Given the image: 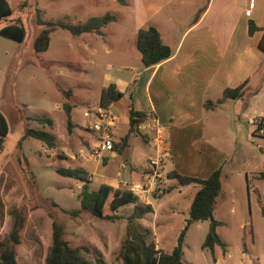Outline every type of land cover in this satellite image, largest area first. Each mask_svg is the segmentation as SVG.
I'll use <instances>...</instances> for the list:
<instances>
[{"label":"rangeland","instance_id":"obj_1","mask_svg":"<svg viewBox=\"0 0 264 264\" xmlns=\"http://www.w3.org/2000/svg\"><path fill=\"white\" fill-rule=\"evenodd\" d=\"M7 2L13 13L7 21L0 22V29L16 22L24 28L25 38L21 42L0 35V112L8 121L0 153V237L10 228L12 208L23 210L20 232L23 245L17 250L18 264H43L50 243L51 215L61 224L63 239L70 246H85L104 261L115 264V255L125 235L126 218L132 213L133 205L119 208L118 218L112 221L86 213L73 218L61 209L67 212L79 209L77 195L82 183L59 176L55 169L86 171L90 191L103 183L130 187L137 182L129 166L140 169L144 165L145 169L148 161L156 158L151 127L140 131L149 139L150 146L139 136H131L122 154L109 158L106 153L99 160L90 158L97 144L90 125L97 119L93 114L97 115L101 90L117 79L127 82L132 76L123 68L134 70L137 29L153 26L161 33L163 42L171 45L193 20L194 9L203 6L204 0H125L126 5L115 0ZM239 5L243 7L246 3L243 0ZM104 14L116 18L104 28V42L86 44L81 38L87 34L74 37L57 28L49 35L48 49L38 54L33 52L38 20L76 24ZM65 91H70L69 97L63 94ZM65 102L71 106V120L75 123L69 129L63 111ZM258 102L248 103L243 109L239 102H228L215 114L205 116L204 138L210 133L207 139L218 148L229 150L231 156L221 181L224 198L219 196L213 210V219L221 223L216 232L225 246L202 251L209 222L193 223L183 243V264H264V182L257 178L264 161V138L254 134L255 127L249 123L250 118L264 114V99ZM21 104L25 109L20 108ZM125 106L126 100L117 104V120L110 123L115 142L128 129L127 118L122 113ZM87 112L91 115L85 114V118ZM25 116L49 118L53 128L26 121ZM26 128L51 132L55 147L48 149L33 138L21 141ZM162 131L165 145V129ZM167 158L158 162V190L153 197L146 196L147 200L158 199L161 191L171 187L166 174L173 168L170 162H164ZM197 188L189 185L171 191L153 203L154 214L150 212L138 221L149 231V238L166 253L175 246L178 233L188 219L187 212Z\"/></svg>","mask_w":264,"mask_h":264},{"label":"crops","instance_id":"obj_2","mask_svg":"<svg viewBox=\"0 0 264 264\" xmlns=\"http://www.w3.org/2000/svg\"><path fill=\"white\" fill-rule=\"evenodd\" d=\"M242 1L209 0L204 8H201L202 6L195 8L192 14L193 20L178 38L173 40L171 45L163 42L162 35L158 31L162 42L170 48L171 57L155 66L141 68L140 55L135 48L137 54L135 55L134 70H132L133 67L123 68L128 69L132 76L127 82L122 79L111 82L123 96L110 104L106 110L98 108V105L96 107V111L102 110L111 122L117 120L116 106L122 100H126L125 109L122 110L126 118L130 105L135 111L145 114L152 113L165 129L169 154L164 162H170L173 168L168 171L175 170L185 176L205 179L221 166L222 181L225 176L224 167L231 158L230 151L220 149L208 140V135L211 136L210 133L206 136L207 138H204L205 116L207 113L215 114L227 106L228 102H239L243 109L249 105L248 103L256 104L264 99V67L258 72L260 65L264 63V54L257 47L261 32L256 31L252 36L247 34L248 21H253L260 29L264 28V0H244L246 3L244 8L239 5ZM247 9L251 10L249 17L244 15V11ZM198 11V18L194 19ZM103 30L104 28L101 30V37H95V34H87L81 39L86 44L104 42L106 37ZM83 35L86 34L78 37ZM246 79H249L248 85L250 92H252L245 98L246 100H226L217 105L214 110L204 108L205 101L214 103L220 98L225 88H234ZM88 112L84 113L85 118V114H88V117L91 115ZM95 114L93 115L97 116ZM261 117H264V114L250 118L249 121ZM71 123L75 126L72 120ZM146 124H148L147 119L139 126V130L145 128ZM148 141L149 139H146L143 142L150 146L151 143L149 144ZM154 154L156 155V150H154ZM108 155L109 158H114L120 154L111 152ZM129 168L130 174H133L136 180L144 170V165L140 169L132 165ZM168 181L173 187L171 191H180V188H183L176 186V182L173 180ZM104 184L119 187L109 183ZM171 191L158 199L152 198L151 201H148L152 212L153 203L168 196ZM221 195L220 190L215 199L214 208ZM157 225L156 223L155 227ZM153 241L156 248L161 249L157 242ZM22 245L21 239L20 244L15 248L17 264V250ZM201 250L205 249L201 248Z\"/></svg>","mask_w":264,"mask_h":264},{"label":"trees","instance_id":"obj_3","mask_svg":"<svg viewBox=\"0 0 264 264\" xmlns=\"http://www.w3.org/2000/svg\"><path fill=\"white\" fill-rule=\"evenodd\" d=\"M115 1L121 5L126 4L125 0ZM208 1L209 0H204V4L201 8H204ZM12 13L13 12L7 0H0V22L7 21L12 16ZM198 14L199 11L194 19L198 18ZM115 21L116 18L110 14L90 17L87 20L76 24L53 20L41 22L38 20L36 25L39 31L33 38L32 50L35 54L45 52L48 49L50 42L49 35L57 28L67 31L74 37H78L82 34L102 35L101 30ZM256 31L261 32L257 47L264 54V28L260 29L253 21H248V36H252ZM0 35L11 40L23 42L25 38V30L16 22H9V25L0 29ZM135 48L140 55L141 68H148L160 64L172 55L169 46L162 42L158 30L152 26L137 31ZM263 64L264 63L260 65L258 72L263 69ZM248 84L249 79H246L234 88H225L222 91L220 98L214 103L211 101H205L203 104L204 108L214 110L217 105L226 100L235 101L245 99L252 94ZM69 92L70 91H65L63 94L68 95L69 97ZM122 96L123 94L117 90L114 84L111 83L105 88H102L99 96L98 108L106 110L110 104L118 101ZM20 108L25 109V105L21 104ZM70 110V104L67 102L63 103L67 129L71 127ZM145 119V113L135 111L130 105L127 115V133L118 141H112L113 152L116 154L123 153L127 148L129 138L132 135L139 136L142 141H146V138L139 130V126L145 122ZM24 120L34 121L38 125L43 126V128H53L52 120L46 117L25 116ZM260 126L261 125H257L255 127V130H253L254 134H257V130ZM7 132V118L2 112H0V153L3 150V144ZM26 138L38 140L48 149L55 147L54 135L43 129L26 128L21 141ZM19 144H21V142ZM55 173L61 177L72 178L82 183L80 192L77 195L79 209L70 212L61 209L62 212L69 214L73 218L81 213H86L100 220L112 221L118 218L116 211L119 208L130 204L133 205L132 213L126 218L125 235L115 255V264H182L183 243L186 232L191 224L201 221L209 222L208 231L201 244V248L213 250L215 246L222 249L225 246L216 232V228L220 225V222L213 219L215 199L221 190V166L211 172V174L205 179L185 176L175 170H171L166 174V178L175 181L176 186H198V190L195 192L187 212L188 219L179 231L176 238V244L170 253L157 249L154 241L149 238V231L138 224V221L152 212V209L150 205L143 204L129 187H112L103 183L97 190L90 191L88 189L89 181L86 178V171L79 168H57L55 169ZM145 174L146 170L144 169L136 183H142ZM257 178L264 182V161L262 163L261 171L257 173ZM172 189L173 187H170L165 191H161L159 198L164 194L169 193ZM51 204L53 207L58 208L55 203ZM9 215L12 218L10 228L3 237H0V264H17L15 248L20 244L21 240L20 232L24 224V211H17L12 208ZM49 217L51 219L50 243L46 247L43 264H113L104 261L99 255L95 254L85 246H70L69 243L63 239V229L61 224L51 215H49Z\"/></svg>","mask_w":264,"mask_h":264},{"label":"built area","instance_id":"obj_4","mask_svg":"<svg viewBox=\"0 0 264 264\" xmlns=\"http://www.w3.org/2000/svg\"><path fill=\"white\" fill-rule=\"evenodd\" d=\"M251 13L250 9L244 11V15L249 17ZM96 121L90 125V129L97 136V144L91 150L90 158L93 160H99L104 154H110L113 152V144H112V136L110 133V123L111 120L109 117L102 111H97ZM146 119L148 120V124H146L145 128L151 127L153 131L154 137L152 138V144L157 149L156 150V158L148 161V164L145 168L146 174L144 176V180L142 183H135L130 186L129 189L139 198V200L148 205L147 197H152L154 193L158 190V178L160 177L158 173V162L160 158L168 156L169 149L165 145L162 144V126L158 123L156 117L152 113L146 114ZM253 127L257 125H261L257 130V134L264 138V117L251 119L249 121ZM164 143V142H163Z\"/></svg>","mask_w":264,"mask_h":264}]
</instances>
